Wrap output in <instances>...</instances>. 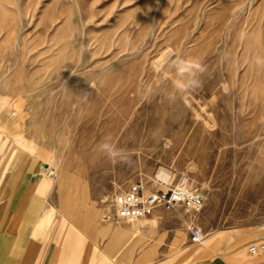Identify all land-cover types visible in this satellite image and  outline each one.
Listing matches in <instances>:
<instances>
[{"label": "rangeland", "instance_id": "374dc122", "mask_svg": "<svg viewBox=\"0 0 264 264\" xmlns=\"http://www.w3.org/2000/svg\"><path fill=\"white\" fill-rule=\"evenodd\" d=\"M257 57L264 0H0V234L15 209L35 200L38 214L12 264L264 260L249 251L264 242ZM177 58L205 66L198 88L176 92ZM108 137L130 163L96 151ZM184 178L204 195L200 212L160 207L143 228L115 216L131 183ZM190 220L215 247L190 239Z\"/></svg>", "mask_w": 264, "mask_h": 264}, {"label": "built area", "instance_id": "2783aa9c", "mask_svg": "<svg viewBox=\"0 0 264 264\" xmlns=\"http://www.w3.org/2000/svg\"><path fill=\"white\" fill-rule=\"evenodd\" d=\"M204 202V195L198 189L191 187L187 178L167 189L135 181L126 189L117 192L113 199L115 216L128 223L148 217L160 207L169 210L186 208L198 213L203 209ZM187 229L193 242H202L204 238L202 226L190 220L187 222ZM249 251L253 254H261L264 251V242L251 245ZM258 264H264V260Z\"/></svg>", "mask_w": 264, "mask_h": 264}, {"label": "crops", "instance_id": "0c3cea01", "mask_svg": "<svg viewBox=\"0 0 264 264\" xmlns=\"http://www.w3.org/2000/svg\"><path fill=\"white\" fill-rule=\"evenodd\" d=\"M10 158L11 156L9 157L7 155V157L3 159L1 163L3 165L7 164ZM28 172H31V171L29 170ZM36 206H37V202L33 200L32 203L30 204L29 209L24 210L22 208H17L14 211H12V213L8 214L6 219L2 222V228H4L2 230H4V232L0 234V264H12L14 260V257H12V254L17 255L19 254V252H22L21 248L24 247L23 241L28 235L29 230L32 231L33 222L38 216L36 212L37 208H35ZM181 210L182 208H179L177 210H172V211L180 212ZM45 220H47L46 214L42 217L40 221L37 222V224L35 225V227L37 228L35 229L39 230ZM152 220L153 221H151V224L154 226L157 219L155 220V218H153ZM134 224L137 225L138 228L147 227V223L143 220H140V221L137 220L136 222H134ZM35 229L33 230V232L35 233L38 232V231H35ZM13 235L17 237L15 242L13 240ZM60 237L64 238V240L66 239L64 235ZM113 237L114 238L117 237V234L115 233ZM203 243L206 244L205 251H207V249H209L210 247H215V245L217 244V240L215 239V236L207 237L206 241ZM158 244L159 243L154 245L152 248L147 249L143 254H141L138 261L139 262L146 261L149 255H151V253L152 254L155 253L156 248L158 247ZM29 249H32V246L29 247ZM192 252H193L192 249L189 250V253H192ZM6 253H7V256L5 258L4 255ZM211 264H230V263L227 261L225 257H219V258H216L214 261H212Z\"/></svg>", "mask_w": 264, "mask_h": 264}, {"label": "clouds", "instance_id": "9594fccd", "mask_svg": "<svg viewBox=\"0 0 264 264\" xmlns=\"http://www.w3.org/2000/svg\"><path fill=\"white\" fill-rule=\"evenodd\" d=\"M243 35L244 34L241 33V37H243ZM255 63L257 66L264 65V59L257 57ZM172 66L178 69L176 72L178 78L173 80V86L176 92L184 93L189 89H196L200 86V81L197 78V74L203 73L206 71V68L199 61L182 60L177 58L175 61H173ZM225 91H227L226 86ZM169 98L174 100L175 96L173 95ZM96 151L105 155L109 162L114 166L121 163L131 162L128 151L126 149L117 147L116 144L112 142L110 137L105 138V140L99 143L96 146Z\"/></svg>", "mask_w": 264, "mask_h": 264}, {"label": "bare ground", "instance_id": "6f19581e", "mask_svg": "<svg viewBox=\"0 0 264 264\" xmlns=\"http://www.w3.org/2000/svg\"><path fill=\"white\" fill-rule=\"evenodd\" d=\"M155 220H156V219H155ZM155 220H154V221H155ZM152 221H153V220H152ZM135 222H136V221H135ZM133 223H134V222H133ZM202 241L204 242V241H205V238H203V240H202Z\"/></svg>", "mask_w": 264, "mask_h": 264}, {"label": "water", "instance_id": "95a60500", "mask_svg": "<svg viewBox=\"0 0 264 264\" xmlns=\"http://www.w3.org/2000/svg\"><path fill=\"white\" fill-rule=\"evenodd\" d=\"M45 164V163H44ZM46 165V164H45Z\"/></svg>", "mask_w": 264, "mask_h": 264}]
</instances>
